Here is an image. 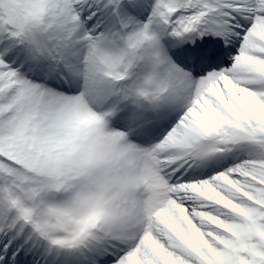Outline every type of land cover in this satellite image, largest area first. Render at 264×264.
<instances>
[{
    "label": "snow or ice",
    "instance_id": "6c2138e0",
    "mask_svg": "<svg viewBox=\"0 0 264 264\" xmlns=\"http://www.w3.org/2000/svg\"><path fill=\"white\" fill-rule=\"evenodd\" d=\"M0 264H264V0H0Z\"/></svg>",
    "mask_w": 264,
    "mask_h": 264
}]
</instances>
